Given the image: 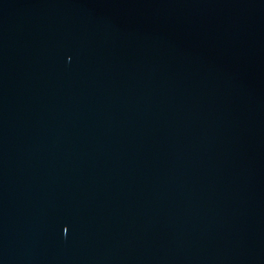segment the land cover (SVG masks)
<instances>
[{
    "label": "water",
    "instance_id": "obj_1",
    "mask_svg": "<svg viewBox=\"0 0 264 264\" xmlns=\"http://www.w3.org/2000/svg\"><path fill=\"white\" fill-rule=\"evenodd\" d=\"M0 264H264V0H0Z\"/></svg>",
    "mask_w": 264,
    "mask_h": 264
}]
</instances>
